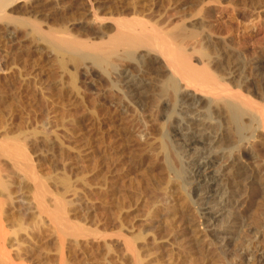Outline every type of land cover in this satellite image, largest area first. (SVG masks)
Returning <instances> with one entry per match:
<instances>
[{"label": "bare ground", "instance_id": "1", "mask_svg": "<svg viewBox=\"0 0 264 264\" xmlns=\"http://www.w3.org/2000/svg\"><path fill=\"white\" fill-rule=\"evenodd\" d=\"M39 1L0 0V33H5L3 35L5 40L2 39L5 42L8 41L10 48L20 42V34L27 36L29 38L27 41L31 44L35 43L40 57L48 56L51 60L47 62L52 61L54 63L52 65L59 70V72H56L61 73V77L65 76L66 78L67 76L68 78L66 80L68 81L66 82L67 87L61 82L62 87H59L60 84H56L59 87L58 89L62 88L61 90L56 89L60 91L61 96L64 92L66 93L65 89L69 87L70 94L72 93L76 98L81 99L79 96L81 89V93L83 92V87L80 88L78 82L82 78V81L90 86L89 89L95 90V95L99 98L95 95L94 97L101 99L100 96H102L105 105L109 104L114 110H112L113 112L110 111L111 115L131 117L129 118L131 123L136 124L130 125L136 126V128L140 127L141 130L138 131V134L133 132V137L138 144L135 146H138L142 160L148 159L154 165L160 166L161 175L166 186L164 195L169 199L163 203V231L171 230V233L172 231L176 233L177 230L183 227L181 236L187 233L188 235H186L190 239L186 244L177 248L169 244L172 242L165 241L166 243H163V249L170 248L168 252L170 253L169 259H167L170 262L168 261V263H172L177 256L180 259L182 257L180 253L184 254V258L196 253L198 256L205 258L203 259L205 262L207 259V263L210 260L211 262H225V264H264V244L260 239L257 241L251 240L252 236L258 238L263 234L264 216L258 222V226L254 227L253 225L243 224V219L240 216L233 219L230 217L231 221H229L230 219L225 220L224 224L229 223L237 228L234 231L237 236L234 239L235 241H229L223 231L214 230L210 233L207 229H202V217L206 211L205 207L209 205L210 200L218 193V190L215 191V189L210 188L209 191H204L206 200L201 205H198L197 201L199 192L207 182L214 183L216 188L224 183L231 188L238 187L240 189L244 184V187L249 190H256L264 199V161L258 164L259 157L264 156V53H259L254 60L243 61L241 56L234 50L226 49L232 46L231 41L225 43L227 46L213 41L208 35L212 31H210V27L205 25L203 21L197 22L196 20L198 16L199 18L203 16L202 20L211 17L210 11L203 8V6L206 7L208 2H205V0H197L200 6L205 3L201 6L204 15H202L203 11L199 12L201 10H198L199 8L196 12L193 11L194 13L182 15L181 12H187L184 8H189L186 7L188 1L179 4L182 9L179 14L176 13L178 16L182 15L181 18L179 17L180 20L182 19L179 24H176L175 21L174 23L173 19L165 14V10L168 9V7L166 9L167 3L170 4L167 0V3L165 1V10L162 8L164 5L161 6V0L159 1L161 7L156 6L158 3L156 5L151 3L157 8L152 7L151 9L150 7L149 9L146 5H141L142 2L139 0L140 5L135 3L132 8L128 9L131 7V5L129 6L131 4L129 0L128 8H125L126 6L123 8L122 5L120 8L118 4L119 8L116 7L117 9L114 8L113 10L110 8L112 6L107 5L108 2L100 5L98 2L99 6H97L96 0L82 1L83 3L88 2L90 8V10L88 9L90 15L88 18L80 11L76 12L71 11L72 9L68 10L69 7L65 8L64 6L70 5L67 2L66 5L63 4L62 6L64 9L61 8L64 12L58 13V6L61 7L62 5L58 1L61 0H47L48 2L45 5L39 3ZM120 2L122 3V0ZM146 2L148 4L149 1ZM22 3L30 4L27 12H24L31 14L30 17L17 12V9L24 7H19ZM69 3L72 4V2ZM125 3L127 4V2ZM176 3L175 6L178 5ZM173 4H171L172 8L175 7ZM85 6L87 5L85 4ZM172 8L168 10L171 11ZM21 9L20 11L23 10ZM190 10L192 11V8ZM47 11H52V17L50 15L41 18L44 14H47ZM198 13L202 16L197 15ZM194 16H196L194 19L196 21L192 22ZM20 47L15 48L20 49ZM25 47L23 46V50ZM34 52L36 51L34 50ZM16 55L14 54L15 57H17ZM2 58L3 56H0L1 71L3 65H5V58L4 61ZM156 62L161 64V68L155 67ZM56 72H53V75ZM125 75L130 79L127 86H123ZM134 75H139L140 80L132 79ZM60 78L57 77V80ZM245 79L250 81L245 83ZM53 80L55 83L56 79ZM103 80L109 84L108 89L102 84L103 88L108 90L105 92H102L101 85L99 86L101 90L98 89V85ZM35 84L37 85V83ZM35 84L34 86H36ZM36 87L35 90L44 89V94L48 88L38 86L39 89ZM34 94L39 93L35 91ZM55 94L56 92L49 95L55 97ZM70 94L68 92V96H71ZM84 95L83 98L89 96V94L88 96ZM39 96L38 99L41 98ZM47 97L43 98L46 99ZM50 98L49 100H51ZM97 99L95 100L97 101ZM69 100L65 99L63 101L67 102ZM93 100L91 99L92 102ZM42 101V104L46 103ZM86 101H88L87 105L89 106L90 100ZM75 103H73L74 106ZM104 103L101 102V104ZM42 104L38 105L41 108L40 110H43ZM64 104L61 105L64 106ZM78 104L81 103L77 102L76 108L80 106ZM92 104L90 103V106ZM197 105L198 107L193 109ZM57 106L53 105V107ZM82 106L83 104L81 108ZM90 106L89 109L92 107ZM50 107H52L51 104ZM84 107L86 106L84 105ZM60 108L62 109L61 106ZM65 108L67 109V107ZM69 108L71 109V106ZM85 109H81V111L83 110V113H85ZM40 110L37 108V112ZM53 110L56 109L49 111L53 112ZM90 110H86V112ZM99 110L95 111L99 113ZM58 112H55V114H58ZM93 113L89 112L91 116ZM98 113L97 115H102V113ZM94 115L96 114L94 113ZM181 115L187 117L188 115H200V121H191L190 126H184L182 124L183 118H178ZM54 118V120L57 119V122L60 120L56 116ZM113 118L115 119L114 116ZM216 118L220 120V125L211 124V121ZM118 121L120 122V120ZM49 126L44 127L43 125L41 130H47ZM201 128L213 133H220L217 139L218 150H228L227 158H233L230 171L225 174L224 179H216L202 174L201 161L207 159L208 156L210 157L213 149L208 145V137L194 132H199ZM184 131H186L185 134ZM48 132L47 130L43 133L46 135ZM31 133L36 136L40 132H37V134L35 132ZM17 137L12 138V140H10L11 138L0 139V264H34L33 257L37 255L36 251L45 250L49 244H52V247L54 245V250L45 251V257L43 256L46 261L45 264H69V259H71L69 255L73 251L72 249L83 247V240L81 239L83 235L79 232L78 234H69L67 229L69 220L66 216L63 201H56L58 211L54 212L51 209L46 197L49 188L43 182H40L32 154L28 152L27 143L23 140L26 137L22 135ZM175 138L177 143L173 142ZM254 146H257V149L260 148L259 157V153H255ZM235 149L236 153L234 154ZM104 151L103 153H105ZM211 158L215 161L219 157L216 155ZM250 159L254 162V165L245 164ZM261 159L263 160V158ZM6 165L10 166L11 170H15L16 174L22 175L24 184L30 183L36 190V205L29 214L32 220L31 224L24 225L23 218L17 217L14 213L18 208L16 207L15 210L13 207L16 200H14L10 190L9 179L7 180L3 174ZM207 165L212 166V162L209 161ZM192 173H194L193 177ZM190 177H192V183L189 180ZM22 179L19 181L22 182ZM62 179V183L68 189L69 181L66 178ZM239 192L242 193L240 190ZM241 193L232 195L233 199L235 197L232 206L245 205V198L241 200L236 198L242 196ZM229 205L231 204L229 203ZM10 211L14 213L12 217L16 216L15 219L11 218L12 212ZM173 211H176V213H173ZM209 218L215 226H218L221 222L214 215H210ZM69 237L73 239L71 240ZM179 238L180 235L175 236V239ZM231 246L233 250L230 251ZM240 251H242V254L239 253ZM261 251L263 255L258 256ZM130 252L133 255L131 256L134 264H143L134 247L130 249Z\"/></svg>", "mask_w": 264, "mask_h": 264}, {"label": "rangeland", "instance_id": "2", "mask_svg": "<svg viewBox=\"0 0 264 264\" xmlns=\"http://www.w3.org/2000/svg\"><path fill=\"white\" fill-rule=\"evenodd\" d=\"M48 1L40 0L39 3L41 2V4L43 3V5H45ZM75 1L76 0H74V3L73 0H64L63 2L62 0L58 1L59 3L61 2L60 4H62L61 7L58 6V13L64 12V10H61V8L64 9V7H69L67 8L68 10L72 9L71 11H80L81 14L86 15L87 18L90 17L88 14L90 10L88 2H82L87 0ZM96 1L95 2L97 6L108 2L107 5L109 7L112 6L110 8L113 10L116 7L119 8L118 4L120 5V8L122 6L123 8L125 6V8H128L131 5V7L128 8L130 9L133 7V5H135V3L137 4L139 0H133L135 2L130 0L131 4H129V6V0H122V3L120 2L121 0ZM109 1L111 2L109 3ZM118 1L119 3H117ZM140 1L142 2H140L141 5H146L149 7V9L150 7L152 9V7L157 8L156 6L161 7L164 5L162 7L163 10H165L164 7L166 6L165 4L167 1H169L170 4L167 3L168 5L166 6V9L167 7L168 9H171L172 3H174L173 6H175V2H177L178 5H181L182 3H186L188 1L186 3V7H189L190 9L192 8V11L189 8H184V10H187V12L184 10L183 11L186 13L181 12L182 9L180 8V5H177V3V6L172 8V10L174 9L173 11L168 9L165 10V14L168 17H171L173 22L175 21L176 24H179V22L182 21L180 18L183 14H190L193 11L196 12V10L199 8L198 10L201 9L199 12L201 13V11H203L202 15H204V10L206 8L207 11H210V18L206 17L207 20H202L203 16L198 13L197 15L202 16L200 17L201 19L199 16L196 18V15L194 18H192L193 21H191H203L205 25L209 26L210 31L212 30L213 32H209L208 35L213 39V41L222 44L231 41L232 46L226 49L234 50L237 54H239V56H241V60L243 61L254 60L257 58L259 53H264V0H205V2L208 1L209 3L207 2L206 7L203 6L204 10H202L203 8L201 6L205 5V3L201 4L200 6L197 0H195L196 2L194 0H182V2L181 0H171L173 1L172 3L170 0H152V2L151 0H148L150 2H148V4L150 5L147 4V0H143L146 2L145 4L142 0ZM66 2L70 5H66ZM69 2H72L74 5ZM125 2H127V4ZM151 3L155 5L156 3L158 4L155 6L151 5ZM195 3L200 7L197 5L195 6ZM23 4L24 3L19 6H24L22 8L23 10L19 8L17 9V12L23 15H31L24 13L27 12L28 8H30L28 7L30 4ZM63 4L66 6L62 7ZM85 4L88 7L85 6ZM25 6L27 7L26 9ZM78 6L83 8L80 10ZM74 7H76V9H74ZM20 9L22 11H20ZM46 13L47 14H44L41 16V18H45L50 15L52 17V11H47ZM176 13H180L182 15L178 16ZM195 18L196 20H194ZM4 34L3 32L2 34L0 33V56H3L2 60L5 58L4 60L6 62L4 60L3 61L7 67L3 65L6 68H2L3 72L0 70V139L3 140L4 138H11L10 140H12V138H16L17 136L19 137V135L26 137L23 140H25L27 143L28 152L32 154L36 168L35 170L38 173L40 182H43L49 188V193L46 195V197L49 201V205H51V209L54 212L58 211L56 201H63L65 203L64 209L66 216L69 220V223L67 224L69 234H78L79 232L83 235L81 236V239L83 240V247H79L80 249L75 248V250L72 249L73 251L70 250L71 254L69 255V258L71 259H69V264H134L132 259L133 255L130 252V249L133 247L136 249L137 254L142 259L143 264H206L208 260L206 259L205 262V260H203L205 258L198 256L196 253L185 256V258L183 257L184 254L180 253V256H182L180 259L178 256V258L175 256L178 260L174 258L175 260H173L172 263H168L169 260L167 259H169L170 255V253H168L170 246L168 247L169 249H163V243H166L165 241L172 242L173 244H169L173 245L174 248H177L178 246L180 247L181 245L186 244L190 239H188L189 236H187V233L181 236L183 233V227L177 230L176 233L173 231L171 233V230L163 231V203L169 200L164 195V188H166L165 181H163L160 166L154 165L148 159L142 160L137 148L138 146H135L138 144L136 139L133 137V132L136 134L140 132L141 129H139L140 127H138V124V128H136V126H131L136 124L131 123V119H129L131 117L128 118L127 116V118H125L121 117V115H111L110 113L114 110L109 104L105 105L106 103H104L105 100L102 98V96H100L101 99H97L99 97L95 95V90L91 88L90 90V86L86 85V82L82 81V78H80L81 81L79 80L78 84L80 85V88L83 87V94L81 93V89L79 97L82 99L85 93L86 95L84 96H88L89 94L88 97H84L82 100L80 98H76L74 94H70L69 87L68 89H65L66 93H61L64 97L61 96L59 93L60 91L57 90L62 89H58L59 87H62V84H65L66 87L68 86V84L66 85V82H68L66 81L68 80L67 76L66 78L65 76L61 77V73H58L59 70L56 69V66L52 65L53 62H47L48 60H51L48 56H41V58L38 50H36V44H31V42L27 41V39H29L27 36L20 34L19 37L24 42L20 40V42L17 44L19 46L15 44V46L12 45L10 48L8 41H4ZM24 38H26V41ZM15 42L17 43L18 41ZM21 45L22 47H20ZM26 45L27 47H25ZM23 46L25 47L24 50ZM15 47H20V49H16ZM14 50L16 51L14 52ZM34 50L36 52H34ZM24 51L27 53H24ZM11 52H13L15 55L18 53L19 54L16 55L17 57H15ZM20 54L24 55L21 56ZM155 67L159 69L161 68V64L156 62ZM18 69L21 72V76ZM53 72H56L54 73V75L56 74L55 77H53ZM59 74L60 76H58ZM126 75L123 77V86H127V84L130 82V79L127 78ZM56 76L61 78L57 80ZM53 79H56L55 83ZM132 79L139 81L140 76L134 75ZM34 81H36L35 83H37V85L34 83ZM249 81V79L244 80L245 83H248ZM60 82L62 84H60ZM34 84L37 87L34 86ZM56 84H60L59 87ZM102 84L106 88L109 86V84L107 81L103 80L98 85V87L101 85L100 87L103 90L102 92H105L108 88L104 89ZM106 84L108 85L106 86ZM38 86L42 88L48 87L45 90V94L43 92L44 89H40ZM35 87L41 90V94L43 96L40 94V90L34 89ZM52 87H54V89H52ZM100 87L98 88L99 90H101ZM52 90H56L55 92L57 96L59 94L58 99L56 94L55 97L54 95H49L55 93ZM92 90L94 94H92ZM35 91L39 94H34ZM88 91L92 93H89ZM68 92L71 96H68ZM66 94L67 97L70 98H67ZM94 95L97 98H95ZM38 96L41 98L38 99ZM45 96L47 97L46 99L43 98ZM49 98L53 101L49 100ZM65 99L70 100L67 101V103L66 101H63ZM73 99L76 101V103ZM91 99H97V101L95 100V102L93 100V102H95L93 103ZM38 100H40V104H42L41 101L43 100L42 102H46L45 104L48 106L42 104L41 107L43 110H40L41 108L38 107V105L40 106V104H38L39 102H37ZM61 100L63 103H61ZM86 100H90L89 106L90 103L98 104L95 106L92 104L93 106H90L92 110H90L91 108L89 109V106L87 105L88 101ZM70 101L75 103V106ZM59 102L62 105L65 103L64 106H62ZM77 102L81 104H78L80 106L76 108ZM101 102L104 104H101ZM49 103L52 105V107H50ZM82 104L83 106L81 108ZM53 105H60L62 109L60 106H57V109V107H53ZM84 105L86 107H84ZM198 105L193 107V109L197 108ZM69 106H71V109ZM47 107L50 108L48 109ZM65 107H67V109ZM94 107L96 111L102 107L99 110V113H102V115L96 112ZM37 108L40 111L37 112ZM52 109L56 110H53V112L49 111ZM81 109H85V113H83L84 111H81ZM86 110L90 111L86 112ZM55 112H58L59 115L57 113L55 114ZM89 112H94L96 115L93 113L91 116ZM52 113H54V115H52ZM97 113L99 115H97ZM55 116L58 118V120H62L57 122V119L54 120ZM199 116L188 115L187 117L181 115V117L178 118H183L182 124L184 126H190L189 123L191 124V121H200ZM118 120H120V122ZM211 124L220 125L221 122L218 118H216L211 121ZM43 125L44 127L46 125H50L47 129L49 132L46 135L43 132H47V130H41ZM57 125L60 129L57 127ZM36 131L40 132L36 136L34 133V135L31 133L35 132L37 134ZM194 132L208 137V145H210V148H212L214 151H212L210 157L208 156L209 158L207 157V159L201 161L202 174L204 176H210L216 179H224L225 174L230 171L233 158H227L228 150H218L219 144H217V139L218 136H220V133H213L202 128L199 129V132ZM183 133L185 134L186 131ZM20 138L22 139L21 136ZM173 142L177 143V139H173ZM254 148L255 153H259V157L260 148L257 149V146H254ZM103 151L105 153H103ZM233 152L235 154L236 149ZM233 152L232 156L234 155ZM216 155L219 158L218 160L213 161L211 157H215ZM261 158H263V160ZM259 160L261 162L258 161V164L262 163V161H264V156H260ZM207 161H211L212 166H208ZM245 164L250 166L252 164L254 165V162H252L250 159L249 161H246ZM4 169L6 171L4 170L5 173L3 172V174L6 176L7 180L9 179L8 181L10 183V190L14 196L12 197L14 200H16L13 207L15 210L16 207L18 208L14 213L17 217L23 218L24 225H28V223L31 224L32 220L29 214L35 207L34 205H36V190L32 184H24L22 175L16 174V171L11 170L10 166L6 165ZM193 175L194 173H192V177ZM18 177L22 179V182L19 181L20 179ZM192 177L189 178L191 183L193 181ZM62 178H66L67 181H69L68 189H66L62 183ZM205 185L198 194V205L203 204V202L206 200L204 191H209L210 188H213L215 191L218 190V193L212 197L209 205L205 207L206 211L203 213L202 217V229H207V231L210 233L214 230H220L221 232L223 231L226 237H228L229 241H235L234 239L237 236L234 231H236L237 228L236 226H231L229 223L224 224L223 222L225 220L227 221L230 219L229 221H231L233 218L240 216L243 219V224L253 225L254 227L258 226V222L263 219L264 199L260 194H258L256 190H249L243 186L244 184H242L240 189L238 187L231 188L224 183H222L219 188H216L214 183L211 182H207ZM239 190L242 191V193L239 192ZM234 193L236 195L239 193L242 194V196L240 195L236 198L240 200L245 198L244 206H232V201L235 199V197L234 199L232 197ZM229 203L231 205H229ZM14 213L12 212L11 214V218L13 219L16 218V216L12 217ZM173 213H176V211H173ZM210 215H214L215 218L221 221L218 226H215L210 221ZM180 221L181 219L179 222ZM262 233L263 234L258 238L252 236L251 240L257 241L260 239V241H262L264 244V229ZM178 235H180V238L175 239V236ZM69 239L72 240L73 238L69 237ZM53 247L52 244H49L45 250L36 251L37 255L33 257L35 260L34 264H45L46 261L43 258V256L45 257L44 253L46 250H52ZM232 248L233 247L231 246L230 251L233 250ZM239 253L242 254V251ZM262 255V251L258 253V256ZM207 264H225V262H211L209 260Z\"/></svg>", "mask_w": 264, "mask_h": 264}]
</instances>
